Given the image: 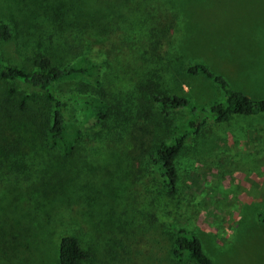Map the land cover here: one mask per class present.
Listing matches in <instances>:
<instances>
[{
    "label": "rangeland",
    "instance_id": "rangeland-1",
    "mask_svg": "<svg viewBox=\"0 0 264 264\" xmlns=\"http://www.w3.org/2000/svg\"><path fill=\"white\" fill-rule=\"evenodd\" d=\"M145 1L152 5L158 0ZM162 2L175 11L176 21L168 51L158 60L132 51L133 38L122 34L130 22L119 16L123 10L116 0H0V18L14 32L0 45V53L24 70L34 55L48 56L57 65L69 63L76 56L73 32L86 27L73 15L81 7H92L94 14L101 12L113 56L138 65L141 81L152 78L159 90L207 108L222 92L204 75L186 72L188 64L200 62L233 88L264 98V0ZM67 16L74 17V29L68 28ZM116 19H123L116 29L121 40L113 31ZM78 84V77H72L55 85L68 103L67 127L76 134L96 119L92 109L75 103L82 96ZM110 84L116 92L117 85ZM146 106L144 125L166 142L191 117L187 108ZM127 127L121 125L122 130ZM97 134L87 129L78 141L96 154L42 152L32 171V190L21 189L26 171L21 162L16 166L0 149V264H57V242L63 234L74 236L88 254L81 264H195L172 256L179 229L198 238L213 264H264V222L258 217L264 211V113L211 123L185 140L175 158L178 181L170 197L155 188L154 194L141 173L128 175L135 163H127L125 153L94 148L88 140ZM13 166L21 171L8 170ZM148 167L145 172L157 179L153 165ZM94 168L99 170L95 176ZM5 170L10 172L4 179ZM78 171L84 179L73 178L82 175Z\"/></svg>",
    "mask_w": 264,
    "mask_h": 264
},
{
    "label": "trees",
    "instance_id": "trees-1",
    "mask_svg": "<svg viewBox=\"0 0 264 264\" xmlns=\"http://www.w3.org/2000/svg\"><path fill=\"white\" fill-rule=\"evenodd\" d=\"M118 1L123 10L119 16L130 22L122 34L133 38L132 51L143 54L145 59L149 57L158 60L168 51L170 30L176 21L175 11L165 6L162 0L152 5L146 4L145 0H116V4H119ZM71 6L69 4L66 8ZM94 10L92 7H81L73 15L78 18V21L75 19L77 24L87 28H82L85 30L83 32L74 30L76 56L69 63L57 65L48 56L34 55L30 59L29 68L24 70L7 62L0 53V149L5 156L14 158L16 166L21 162L26 170L22 172L21 189L32 190L31 181L35 179L32 171L36 162H40L42 152L57 149L64 156L78 152L83 157V151L87 150L90 154H96L95 150L78 144L83 131L94 129L99 132V137L88 140L94 148L125 153L127 163H135L128 169V175L141 173L148 180L143 184L149 183L153 192L155 188L158 194L174 196L178 181L175 158L185 140L199 135L211 123H226L236 116L264 113V98H252L233 88L226 78L213 73L200 62L188 64L186 72L204 75L222 92L221 99L212 102L207 108L194 105L184 96L159 90L157 82L152 78L141 81L143 70L139 72L138 65L125 60L120 62L113 56L111 36L104 32L101 12L94 14ZM74 17L67 16V24L71 25ZM117 19L113 31L121 40L116 29L119 32L123 19ZM68 28L75 27L71 25ZM87 29L91 31L86 32ZM13 35L11 24L0 18V45L11 40ZM72 77H78V87L82 93L81 97L74 100L75 103L89 107L96 115L91 126L78 134L67 127L65 110L68 103L55 90L58 81ZM109 81L113 87L117 85L116 92ZM147 103H155L164 111L187 108L191 117L183 122L181 132L166 142L154 137L153 130L143 123L148 117ZM138 116L144 118L140 124L134 121ZM125 123L128 127L122 130L121 125ZM148 163L155 168L157 179L146 173L149 170ZM13 167L15 169L8 170L18 172L20 169ZM8 170L2 173L4 179L6 172H10ZM97 172L99 170L94 168L91 175L95 176ZM78 174L73 178H85L83 173L80 176ZM258 217L264 222V211ZM172 256L185 257L195 264H213L211 258L203 252L198 238L182 229L174 237ZM87 258L88 254L82 250L74 236L63 234L59 237L57 264H81Z\"/></svg>",
    "mask_w": 264,
    "mask_h": 264
}]
</instances>
